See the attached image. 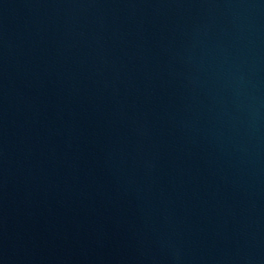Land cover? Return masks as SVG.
I'll list each match as a JSON object with an SVG mask.
<instances>
[{
    "label": "water",
    "instance_id": "obj_1",
    "mask_svg": "<svg viewBox=\"0 0 264 264\" xmlns=\"http://www.w3.org/2000/svg\"><path fill=\"white\" fill-rule=\"evenodd\" d=\"M0 264H264V0H0Z\"/></svg>",
    "mask_w": 264,
    "mask_h": 264
}]
</instances>
